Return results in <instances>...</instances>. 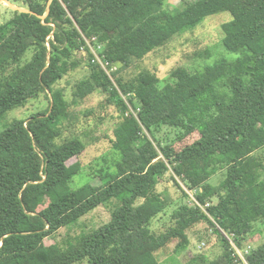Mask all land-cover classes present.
I'll list each match as a JSON object with an SVG mask.
<instances>
[{"label": "trees", "instance_id": "trees-1", "mask_svg": "<svg viewBox=\"0 0 264 264\" xmlns=\"http://www.w3.org/2000/svg\"><path fill=\"white\" fill-rule=\"evenodd\" d=\"M22 1L27 10L13 9L0 24V117L41 92L50 100L47 109L0 131V264H158L154 253L200 220L221 236L223 251L214 259L197 254L189 264H236L219 228L244 249L255 223L264 222V0H192L173 10L166 0ZM223 11L231 19L221 25L222 45L235 58L221 57L201 72L176 66L161 86L150 71L128 81L118 75ZM96 55L108 69L116 66L110 71L116 83ZM82 57L89 74L77 83L74 104L101 92L121 118L111 139L114 170H99L100 184L72 187L81 163L68 162L86 141L67 132L71 102L54 86ZM128 103L135 115L124 114ZM162 129L169 132L159 135ZM220 172V181L211 183ZM166 173L183 197L177 179L209 205L204 211L183 202L172 213L174 224L157 234L150 224L168 205L157 191ZM112 201L104 224L45 244ZM185 245L180 240L175 252ZM245 257L264 264V240Z\"/></svg>", "mask_w": 264, "mask_h": 264}, {"label": "rangeland", "instance_id": "rangeland-1", "mask_svg": "<svg viewBox=\"0 0 264 264\" xmlns=\"http://www.w3.org/2000/svg\"><path fill=\"white\" fill-rule=\"evenodd\" d=\"M189 1L192 0H166L165 6L170 10L181 9L184 3ZM13 9L25 11L27 6L22 0H0V24L13 16ZM47 14L48 11L44 17ZM229 19H231V15L227 11L206 17L195 29L175 34L166 45L154 49L130 67L121 68L118 75L122 76L123 80L128 81L144 71H150L159 77V85L161 86L171 80L170 72L176 66H184L191 71L201 72L207 64H211L221 57L235 58L237 54L229 52L222 45L223 32L221 25ZM30 55L31 52H28L26 57ZM83 55H86V52L77 54L80 58ZM88 74L89 70L85 63V58H83L76 68L69 70L54 86V88H62L67 100L71 102L69 118L65 120V123L69 126L67 132H74L86 141L85 150L79 157L73 158L68 162V164H71L79 160L81 163L80 172L71 183L72 187H79L87 181L92 184H100L101 175H99L98 171L103 169L104 171L112 172L115 168L113 162L117 157V151L111 147V139L113 138V129L121 118V112L117 111L115 107H108L104 103L106 95L101 92H96L83 100H78L77 104L73 102V99H75L73 94L77 83L87 78ZM111 78L116 83L115 77L111 75ZM49 98V92H41L24 105L8 110L0 117V131L14 119L26 118L32 113L47 109ZM123 98L126 99L124 96ZM127 106L128 110L124 114L126 116L129 114L135 115L129 103ZM88 112L90 114L86 115ZM98 117L101 119H98ZM166 132H169V130L162 129L159 135L164 136ZM197 136V133L191 134L183 141L176 143V148L188 144ZM222 176L223 174L220 172L209 181L217 184ZM177 181L186 192L187 197H183L181 189L173 183L170 173H166L157 185V191L167 200L168 205L153 218L150 228L154 233L165 232L174 224L172 213L181 204L197 205L194 201L193 190L189 189L180 179H177ZM46 203L47 200L40 205V208L45 206ZM115 206V201L106 205H99L83 216L77 225L70 228H61L54 236L55 238H46L45 244L50 245L54 241L65 243L66 240L81 231H89L104 224L110 219L111 212ZM209 217L211 218V216ZM263 228L264 222H256L252 234L248 235L245 246L242 248L249 251L252 247L261 243L264 240ZM180 240H183L186 245L184 248H180L178 252H175L176 244ZM233 244L234 247L242 250L234 242ZM222 251L221 236L214 231V227L209 222L200 220L185 230L181 237L178 236L172 239L167 245L156 251L154 258L158 264H189L197 254H205L208 258L214 259L220 256Z\"/></svg>", "mask_w": 264, "mask_h": 264}, {"label": "built area", "instance_id": "built-area-1", "mask_svg": "<svg viewBox=\"0 0 264 264\" xmlns=\"http://www.w3.org/2000/svg\"><path fill=\"white\" fill-rule=\"evenodd\" d=\"M96 58H97L98 62L102 65V67L108 72L109 75H110L111 70L116 69L114 67H112L111 69H108V62H105L103 59L99 58L97 55H96ZM194 201L197 205H199L201 208H203L204 211H206L205 208L209 205V203H207L205 205H201L200 203L197 202V200L195 198H194ZM219 229L228 238L229 242L232 243L231 245L234 247L232 235L227 234L221 228H219ZM234 250H235V255L237 256L236 257V261H237L236 264H249L246 257H245V255L248 252L246 249L239 250L238 248L234 247Z\"/></svg>", "mask_w": 264, "mask_h": 264}, {"label": "crops", "instance_id": "crops-1", "mask_svg": "<svg viewBox=\"0 0 264 264\" xmlns=\"http://www.w3.org/2000/svg\"><path fill=\"white\" fill-rule=\"evenodd\" d=\"M51 0L48 1V4L50 3ZM26 11V10H25Z\"/></svg>", "mask_w": 264, "mask_h": 264}, {"label": "water", "instance_id": "water-1", "mask_svg": "<svg viewBox=\"0 0 264 264\" xmlns=\"http://www.w3.org/2000/svg\"><path fill=\"white\" fill-rule=\"evenodd\" d=\"M22 11H24V10H22ZM43 17H44V15H43Z\"/></svg>", "mask_w": 264, "mask_h": 264}]
</instances>
